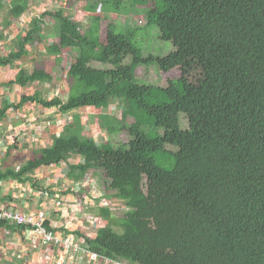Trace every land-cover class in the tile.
I'll list each match as a JSON object with an SVG mask.
<instances>
[{
    "label": "trees",
    "instance_id": "16d2710c",
    "mask_svg": "<svg viewBox=\"0 0 264 264\" xmlns=\"http://www.w3.org/2000/svg\"><path fill=\"white\" fill-rule=\"evenodd\" d=\"M124 1L87 0L84 10L119 15L146 1V25L157 27L160 40L172 43L168 56H142L127 42L132 36L114 34L108 45L102 44L101 21L94 17L82 31L69 17L72 10L42 13L18 37L16 50L0 56V67L27 57L29 46L42 43L43 21L57 20L59 31L53 32L60 45L78 53L67 72L73 93L65 101L44 99L39 92L23 95L19 105L0 109V119L8 108L25 103L69 113L104 111L118 99L127 105L134 133L124 144L111 141L104 147L83 134L76 117L49 148L1 177L57 166L72 154L83 158L82 165L70 166L72 181H80L89 169L103 172L106 188L126 211L118 216L100 207L105 227L93 239L80 236L95 257L122 264H264V0ZM31 4L11 3L9 19L20 18ZM6 5L0 0V11ZM9 26L10 21L1 26L0 40ZM52 44L46 46L47 58L57 57ZM117 49L123 54L115 55ZM191 60L203 68L197 84L182 76L156 87L136 77L142 65L175 69ZM227 77L234 82L223 87ZM53 79L42 62L30 75L21 69L7 86ZM97 121L107 137L126 130L121 119L106 113ZM44 227L55 234L47 222Z\"/></svg>",
    "mask_w": 264,
    "mask_h": 264
},
{
    "label": "crops",
    "instance_id": "0c3cea01",
    "mask_svg": "<svg viewBox=\"0 0 264 264\" xmlns=\"http://www.w3.org/2000/svg\"><path fill=\"white\" fill-rule=\"evenodd\" d=\"M33 5L36 4L33 2L32 6L28 7L22 16L26 12H29V9L31 12L32 9L35 8ZM31 15L32 17L28 20L27 26H23L19 21L18 25L20 29H30L32 19L38 18L34 17L32 12ZM47 21H43V28L46 26ZM5 30H8V28ZM81 30L86 31L87 29ZM23 34H25V32ZM41 36L43 39L42 43L39 44L40 47H42L41 45L43 44L47 46L46 43H48V41L42 30ZM18 37L15 40V46L12 49H7L9 52L16 50ZM6 40L7 34L5 33L4 35L3 33L0 43ZM42 48L46 51V47L43 46ZM27 50V57L15 62L9 67H0V79L3 75L10 78L8 82L4 83L2 86L0 85V89L3 90L1 93L2 98L0 99V109L5 105H19L21 97L17 103L12 101V98L17 94V92L13 90L14 87L22 89L30 87V85L25 87L19 85L13 87L7 86L9 82L15 81L21 69L24 68L28 75H30L34 69V65H36L34 61L38 60L37 56H35L36 52L30 53V51L33 50L32 47H29ZM59 60L56 59V65L60 64ZM29 63L33 66L31 69L27 67V65L30 66ZM40 63L42 62L37 63L38 66ZM8 71L14 72V75L8 73ZM3 79L6 78L3 77ZM53 81L54 79L49 83H34L31 86L35 84H50ZM3 92H5L4 95ZM23 95L31 96L25 94L21 96ZM29 109L32 110V114L27 112ZM76 111L81 112L80 114H83L85 111L89 112L87 116L88 119L94 114H96L98 118V115L101 114L100 110L91 108L75 110L74 113H77ZM48 112L55 114L54 119H52ZM57 112L59 111L55 108L46 109L31 102L22 104L17 109L12 107L8 108L5 117L0 119V209L17 211L24 214L32 213V215H42L46 218L49 227L55 230L54 237L65 240L66 236H71L73 237L72 240L74 241V245H78L80 249L71 248L66 251L62 247L51 244L45 246L42 245L43 239L41 235L32 230V228L0 224V264H110L106 259L89 254L86 250L85 242L79 241V239L82 238L80 236H85L90 239L96 237L98 229L91 221L88 222V219L90 217L99 218L97 216H99L98 210L100 209L99 204L101 201H82V204H79V201H75L74 197L76 191H74V189L78 190V186L71 185L74 181L67 180L63 182L62 179L57 180V173L62 176L63 174L67 176V167H65L66 169L61 165L42 167L33 173V175L29 176L27 180H24L26 179L24 175L19 176V178L1 177V174L6 171L12 170L17 172L21 169L18 167H21V165L28 160L19 159L20 156H24L25 152L36 156L40 150L49 148L53 141L63 134V130L67 125L73 122V119L68 113L61 112H59L60 117H57ZM60 120H62V123L58 125V121ZM80 120L85 131H89L91 128L90 123H82L81 117ZM100 131L106 134L105 129H100ZM45 141H51V144H48L44 148L36 149L38 146L41 147L43 143H46ZM100 141L102 143V140L95 139L97 144H99ZM79 161V158L71 157L70 160H68V164L75 165ZM97 178L98 177L94 176L93 180L97 181ZM84 182L86 184L88 181ZM65 186H67V191L63 192L62 188ZM61 197H64V200ZM84 221L87 224H84Z\"/></svg>",
    "mask_w": 264,
    "mask_h": 264
},
{
    "label": "rangeland",
    "instance_id": "374dc122",
    "mask_svg": "<svg viewBox=\"0 0 264 264\" xmlns=\"http://www.w3.org/2000/svg\"><path fill=\"white\" fill-rule=\"evenodd\" d=\"M20 1L21 0H6V4H7L6 8L0 11V32L2 31L1 26L4 25V23H8L9 21L11 22V26H9L8 30H3L4 35L5 33L7 34L8 41L6 40L0 43V55H7L9 53V50L7 49H12L15 46V40L17 39V37L22 35L24 32L28 31L27 28H24V29L19 28V25H18L19 21L21 22V24H23V26H27L28 20L30 19V17H32L31 12L34 17H39V15H41L42 13L56 12L58 10H61V8L66 11L72 10L71 13L68 11L69 17L72 20H74L76 22V25L81 29L88 28V25H89L88 18L89 17H94V19L101 21L100 42L102 44L108 45V43L110 42V36L114 34L115 35L118 34L121 36H126L127 38H130L132 36L129 40H127V42L132 44L134 48L139 49L141 55L145 57L148 55H153L156 57L163 58V57L168 56L170 52L174 50V47L171 42H163L160 40L159 30L157 27H147L145 16L147 13V9L149 7L146 1H138L133 5H129L126 8L127 11L123 12V14L117 15L114 13H106L103 11L99 12V10L96 11L95 13H88V12L86 13L84 9L87 6V0H49L48 2H46L45 0H33L34 4L36 5H33V7L35 6V8H33L31 12L29 9V12H26L19 20L9 19L8 14H7L8 10L11 7L9 5L13 2L19 3ZM123 3H125L124 0H123ZM124 6L126 7L127 5L124 4ZM48 21L46 22V26L44 28L42 27L41 30L43 31L46 37V40L48 41V43L46 44L48 45L49 43L50 44L54 43L51 46L55 48L57 52V57H54V56H51L48 58L46 57L47 56L45 54L46 51L44 48H42L43 46L46 47L45 44L41 45L42 47H40L39 44L32 45L31 47L33 48V50H31L30 53L36 52L35 56H37V59H38L37 61L45 63V68L47 72L54 77V81L50 84H45V85H38V84H35L33 86L30 85V87L26 89L14 87L13 90L17 92L15 96L12 94L14 96L12 98V101L14 103H17L19 101L22 94L32 95L35 92H39L40 96L44 99L51 100L52 98L58 97L61 99V101H65L67 97L69 96V94L73 93V91H71V88H70L72 81L67 77L68 76L67 72L69 71V67L72 64V62H75V58L77 57L78 53H75L68 48H63L60 45L58 41L59 39L56 37V32H53V30L57 32L59 31L60 22L54 19H48ZM135 31H137L136 36L133 35V32ZM113 53L115 55H122L123 51L122 49H117V50H114ZM110 57L111 55L109 54V58ZM56 58L60 59L59 60L60 64L56 65ZM130 59L131 57L124 58L123 59L124 63L125 64L128 63ZM37 61H34L36 65H38ZM109 66L112 67L111 64H109V65L98 66L97 68H109ZM27 67L31 69L33 66H31L30 64V66L27 65ZM8 73H11L14 75V72L8 71ZM182 76L185 77L190 83L197 84L198 81L202 79L204 76L203 68L200 63H198L197 61L191 60L186 65H183L182 67H178L175 69H168V68H165L164 66H159V65H154L153 67L150 66L149 68V67H145V65H142L136 70V77L139 80V83L148 84V85H152L156 87H167L172 80L180 78ZM3 77H5L6 79H3ZM3 77L0 79L1 86L4 83L8 82L10 79L6 77L5 75H3ZM233 82L234 80L232 78L227 77L221 83V85L223 87H226ZM2 91L3 90L0 89V99L2 98L1 97ZM80 91H81L80 88L74 91L76 96H79ZM4 94L5 92H3V95ZM109 107H110L109 109H105L104 111L100 110L101 113H106V114L108 113L109 115H112V117H114L117 120L121 119V121L126 125V130H124L118 136H115L114 138L113 136L107 137V134H104L103 132L100 131V129L102 130L103 128L99 129L96 114L92 115L88 119L87 116L89 115L88 114L89 112L85 111L83 114H80L81 112L76 111L77 113H74L75 110H73L72 112L68 113V115L72 117L73 120L76 117L78 118L81 117L82 123L84 124L90 123L91 128L89 131H85V129L83 128V124H82L83 134L89 138L94 139V141L96 138L98 140L99 139L102 140V143L100 141L98 145H103L104 147H108L111 141H113L115 145L118 146L119 144H124L125 142H127L128 137L134 133L135 131V126L133 124L134 121H133V118L130 115H128L129 113H128L127 105L123 104L120 100L113 99L110 102ZM27 112H29V114L33 113L31 109H29ZM49 115L52 117V119H54L55 114L50 113ZM56 116L60 117V113L57 112ZM180 119L183 120V117H181ZM61 123H62V120L58 121V125H60ZM59 129L61 130L60 127ZM45 142L46 143H43L41 147L38 146L36 149L44 148L48 144H51V141L49 142L45 141ZM35 157L36 156H33L31 153L25 152L24 156L23 157L20 156L19 159L20 160L28 159V160L25 163H23L21 167L19 166L18 168H22L23 166H25V164L29 160H32ZM71 157L79 158L80 161L75 165H70L68 164V160H70ZM82 164H83L82 157L76 156L73 154L69 155L68 157L65 158V160L61 162V164H59L63 166L64 168L67 167V176L65 174H63L62 176L61 174L56 172L57 180L62 179L63 182L67 180L72 181L68 177V174L70 172V166H76V165H82ZM42 167L43 166L34 169L31 173L24 174V176L26 177V179L24 180H27L29 176L33 175V173H35L38 169ZM78 174H79V171H77V175ZM94 176L98 177L97 181L93 180ZM103 179H104L103 172L89 169L81 177L82 182L80 183L72 182L71 184L72 186H78L77 188L78 190L74 189V191H76L74 200L75 201H101V203L99 204V207H104L106 205L110 206V211L113 215L121 216L120 214L122 213V210H119V209L124 208L125 204L121 203L120 202L121 200H119L117 197L114 196L115 195L114 192L106 188V185L104 184ZM90 180H93V181L89 182ZM84 181H88V182L85 184ZM62 191L63 192L67 191V186L62 188ZM62 199L64 200V197ZM100 220L101 219H98V218L93 219V217L92 218L90 217L88 219V222L91 221V223L95 227L102 229L105 227L106 223ZM83 223L87 224L85 221ZM115 232L119 234L122 233V231L120 232V230L118 229H115ZM41 237L44 241L43 235H41ZM59 240H62V239L58 237L57 238L54 237V240L48 242L47 244H51L57 247H62L66 251L70 250V249H67L63 245H60ZM84 240L85 239L83 238L79 239V241H84ZM73 248L79 249L78 245H76Z\"/></svg>",
    "mask_w": 264,
    "mask_h": 264
},
{
    "label": "built area",
    "instance_id": "2783aa9c",
    "mask_svg": "<svg viewBox=\"0 0 264 264\" xmlns=\"http://www.w3.org/2000/svg\"><path fill=\"white\" fill-rule=\"evenodd\" d=\"M45 217L42 215H32V214H24L17 211L0 209V223H11L17 226H24L27 228H32L36 233L41 234L44 236V241L42 245H48V241L52 234L49 232L45 227ZM55 236V235H54ZM65 240L59 241L60 245L63 246H70L74 245V241L71 240L73 237L66 236Z\"/></svg>",
    "mask_w": 264,
    "mask_h": 264
},
{
    "label": "clouds",
    "instance_id": "9594fccd",
    "mask_svg": "<svg viewBox=\"0 0 264 264\" xmlns=\"http://www.w3.org/2000/svg\"><path fill=\"white\" fill-rule=\"evenodd\" d=\"M100 12V11H99ZM112 116V115H111ZM80 182H82V180H80V181H76L75 183H80ZM121 202V201H120ZM122 203V202H121ZM79 204H82V201H79ZM104 207H109L110 208V206H104ZM100 208V207H99ZM7 210V209H6ZM119 210H122V213L124 214L125 213V211H126V209H125V205H124V208H120ZM32 214V213H31ZM35 215H37V214H35ZM97 217H99V216H97ZM95 217H93V219H94ZM46 219V218H45ZM98 219H101V217H99ZM100 221H102V222H105V221H103L102 219L100 220ZM99 221V222H100ZM45 223H46V221H45ZM4 224H9V225H14V224H11V223H4ZM17 226V225H16ZM98 230H99V228H97Z\"/></svg>",
    "mask_w": 264,
    "mask_h": 264
},
{
    "label": "bare ground",
    "instance_id": "6f19581e",
    "mask_svg": "<svg viewBox=\"0 0 264 264\" xmlns=\"http://www.w3.org/2000/svg\"><path fill=\"white\" fill-rule=\"evenodd\" d=\"M44 237V236H43ZM54 240V236H51L50 237V239H49V241L48 242H50V241H53ZM59 241H62V240H59ZM76 245H70V246H65L67 249H71V248H73V247H75ZM80 249V248H79ZM83 250V249H82ZM84 251V250H83ZM85 252V251H84ZM110 264H122V263H120V262H115V261H109V260H107Z\"/></svg>",
    "mask_w": 264,
    "mask_h": 264
}]
</instances>
